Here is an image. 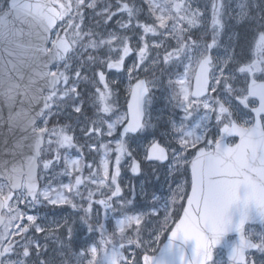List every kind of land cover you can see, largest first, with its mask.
<instances>
[{"label":"snow or ice","instance_id":"1","mask_svg":"<svg viewBox=\"0 0 264 264\" xmlns=\"http://www.w3.org/2000/svg\"><path fill=\"white\" fill-rule=\"evenodd\" d=\"M143 3L152 23H140L138 15L143 8L128 0H116L115 5L103 0H0V44L12 43L27 29L30 43L26 51L31 53L28 67L32 68L26 81L23 75L0 79V128L6 127L12 135L19 132L21 137L3 153L11 159H0V264H28L29 260L33 264H139L134 252L130 256L125 252L126 244L142 246L139 234L145 214H127L126 205L132 204L131 200L122 201L119 207L125 211L117 213L113 198H121V161L132 156L129 134L149 126L145 101L153 81L132 80L153 50L157 52L153 66H183V72L168 81L175 89L171 99L182 113L179 121H170L171 136L179 146L172 150V168H190L191 192L177 185L164 199L163 207L169 212V204L177 205L179 196L183 212L171 225L165 217L164 229L170 228L167 243L152 255L145 252L142 264H220L216 259L218 248L227 249L231 264H249V250L264 252V235L253 242L244 234L249 222L264 225V0H211L210 41L192 33L204 14L199 8L193 9L190 0ZM87 10L92 12V24L85 30ZM125 13L127 22L118 20L117 24L127 31L137 19L135 27L142 34L136 48L131 45L134 37L107 31L109 21ZM225 16L234 19L242 30L229 36L230 50L226 48V56L221 59L214 57L213 51L220 46ZM149 34L152 44L146 39ZM16 47L25 46L17 43ZM130 54L136 56L132 67L127 68L131 99L127 112L118 115L113 92L116 81H109L106 71H122ZM89 102L94 110L90 116L86 114ZM18 104L21 107L16 110ZM61 105L77 117L83 144L69 125L47 127L49 118L62 111ZM39 120L44 126H38ZM45 137L54 154L43 160V169L51 171L61 161L64 167L45 177L47 183L40 187L37 170ZM230 137H239V142L229 143ZM105 139L106 143L100 142ZM4 148L8 149L7 139ZM85 148L89 153H101L96 167L87 165V177L82 176L85 166L80 159ZM25 150L30 154L16 163V156ZM72 150L78 153L76 158ZM189 150L195 153L190 160L184 155ZM112 153L114 163L109 160ZM168 159V147L159 141L145 146V160ZM130 167L132 173L140 172L135 159ZM61 176L69 177V182L61 181ZM86 182L96 191L89 190L84 197L80 187ZM105 188L110 195L100 191ZM132 191L135 195L134 188ZM98 193L104 198L94 199ZM78 196L80 204L76 203ZM152 199L159 203L162 197L153 194ZM37 204L70 206L76 210L77 219L69 215L41 226L36 215L24 210ZM94 205H99L105 216L117 215L113 232H107L99 220L92 222ZM152 207L149 215H158L155 204ZM78 225L87 234L98 232L99 241L77 250ZM33 230L55 242L51 256L48 244L41 245L35 236L29 238ZM133 231L135 240L129 237ZM233 233L239 236L235 242L229 236ZM159 237L157 234L156 240Z\"/></svg>","mask_w":264,"mask_h":264},{"label":"rangeland","instance_id":"2","mask_svg":"<svg viewBox=\"0 0 264 264\" xmlns=\"http://www.w3.org/2000/svg\"><path fill=\"white\" fill-rule=\"evenodd\" d=\"M61 2H64V0H61ZM128 2L135 3L137 7L143 8V11L138 15V21L140 23H152V19L149 17L147 13V5L143 3V0H131V1L128 0ZM190 2H191V6L193 9L199 8L200 11L204 14V18L201 21V24L196 29L192 30V32L194 33V36L196 37L204 36L205 41H210L211 40V26H210L211 0H190ZM103 3L105 4L112 3L113 5H115L116 0H103ZM113 11H115V7L113 8ZM87 16H88V19L86 22H88L87 23L88 25L86 26L85 30H87L89 25L92 24L91 10H87ZM118 20H123L124 22H127L128 20L127 14L126 13L123 15L118 14L111 21H109L113 24L112 30L116 31L115 33H117V35L121 34L120 36H127V35H124L118 32L119 30H121L119 29V26L117 24ZM224 21H225L226 26L220 37V46L213 51V56L217 58H221V59L225 58L226 56V51H225L226 48H229L230 50L229 36H231L233 33H239L242 30L240 26L236 24V21L234 19H229L227 16H225ZM132 22H136L137 24V19H134ZM65 23H67V21H65ZM131 29L132 31H135V37L132 39L131 43H133V47L136 48L139 42V37L142 33L138 28L135 27V25L132 26ZM54 37H55V32H54ZM146 39L149 44H152L153 37L151 36V34H149V36L146 37ZM157 39L158 40L163 39V37H158ZM174 42L175 41L171 42L173 46L175 45ZM237 51H239V49H237ZM149 55H150V59H148V61L144 64L143 68H141L140 71H137L136 78H138V76H140L141 73L145 74L146 72L145 67L148 68V66H151V70H152L151 75L147 74L149 77L146 79L148 81H153V83L150 85V91L152 92L151 96L149 99L146 100L148 101L147 102L148 120L150 121V124L148 127H146L145 131L141 133L142 135L139 136V139L132 141V142L130 139H128L127 141L129 151L132 153V156H125L121 161V168L123 170L122 171V175H123L122 184L124 188H126L127 193L125 194V197L122 198L121 200L113 201L114 202L113 206L116 207L117 209L120 208L119 205L121 204L122 201L126 202V201L131 200L130 192H129L130 182H132L135 185L137 196L134 200H131L132 204L126 205V208L128 209L127 214L129 215L135 214L137 212H143L145 214L144 215L145 223L142 225V229L139 234V239L143 242V244L139 248H137L135 245L128 247L125 241L126 249H127V251L125 252V255L130 256V254L134 252L136 254V257H137V254L139 253L141 254L143 252H149V253L154 252L158 248V246L160 245V242L162 241V239H164L165 234H166V231H165L166 229H164L165 217L168 216V220L170 221L171 211L175 210L177 208V205H179L180 203V198L179 196H177V202H178L177 205L173 206L169 204L170 211L166 212L163 207L164 199H168L171 196L172 191H174L177 188V185H180L182 188H184L186 185L183 168H180V169L172 168V166L175 164V158L174 160L173 159L170 160V164L162 168H157L155 167V165H147V167L144 168L142 176L136 179L132 178L130 175V164L129 163L131 162L133 158H138L137 157L138 155H141L140 156L141 159L144 158L143 148H144L145 143L143 142V139L146 136L150 135V133H154L156 130H158L161 135H164L165 137L169 138L170 141L176 147H179L175 143L174 138L171 136L170 121L171 120L179 121L182 113L180 112L179 108L176 107V101L171 99L175 89L169 86L168 81L170 79L175 80L177 78V75L183 72V66L172 65L170 68L168 66H164L167 69V71H165V69H162V67L153 66L152 64V59H154L157 56V52L155 50L150 51ZM160 55L161 56L163 55V50H160ZM133 57L135 61L136 56L134 54H133ZM129 67H132V66H129ZM127 68L128 67L125 68L126 69L125 72L120 71L119 73L115 72V70L106 71V75L109 81H112V80L116 81V84L113 85V92L115 94L114 99H115L117 107H118L117 105L118 90H116L114 86L121 83V81L123 80L125 82L129 81ZM166 74H167V77H166ZM133 76H135L134 73H133ZM240 80L242 83L243 77H241ZM132 81H134V79ZM99 86L102 87V85H99ZM235 86L240 87L241 85L236 84ZM60 108L62 109V111H60V114L57 115L56 117L53 116L54 118L52 122L53 127L69 125L70 131L72 129L75 130L74 135L76 136V138L79 136L81 137L79 127L77 126V123H76L77 117L74 114H72L71 109L67 108L65 105H61ZM56 111L57 109L54 108L53 112H56ZM93 111L94 110L91 108L90 102H89V105L87 106V109H86V114L90 116ZM165 117L167 118V122H168L167 128H166V123H165V120H166ZM244 119H247V118L244 117ZM160 126H162L163 129H161ZM107 139H111V138H107ZM107 139L101 140L100 142L106 143ZM150 142L151 140H148L147 144H149ZM83 143H84V140L82 141V144ZM130 144H131V147H130ZM47 148H49V146L46 143V149ZM52 149L53 150L55 149V145L52 146ZM63 151L64 150H61L62 154H63ZM73 151L75 150L71 151V155L73 158H76L78 154L77 155L74 154ZM83 151H86L87 153H89L87 148H85V150ZM53 154L54 152L52 151V155ZM95 155L97 157L96 159L97 163L96 162L94 163L95 160H93L89 156H86V157L80 156V159L82 160V163L85 166L84 171L82 172L83 177H87L89 175V172L87 169L88 164H93V167H96L98 165L101 153L95 152ZM114 159H115V155L113 153L110 154L109 160L112 163H114ZM59 166H60V169H59ZM63 167H64L63 162L61 161L59 165L52 168V175H54L57 172H61L63 170ZM180 171H182V173ZM165 172L169 174V176L174 175L175 181L171 180L170 177L168 179L165 175ZM161 174H162L161 177H156V176H160ZM59 179L63 181L64 183L69 182V177L67 176H61ZM72 179L74 182V177ZM173 182L174 184L170 186ZM89 190H92L95 192L96 187L87 182L80 187V192L84 197H87V193ZM100 191L103 192L104 195L111 194L110 191H108V189L106 188L101 189ZM153 194L160 195L161 197L163 194V197L159 203L153 201L152 199ZM104 195H101L98 193L97 195L94 196V199L96 200L102 199L104 198ZM153 204H155V209L157 210L158 215H149V213L153 212V207H152ZM41 205H44V204H37L35 207H29L24 210L28 214L36 215L40 221L42 219L41 218L42 215L38 213V209L39 207H41ZM84 206L87 207V204H85ZM95 207H97V210L94 209ZM21 208L23 209V205H21ZM124 211L120 212V214H123ZM59 212L60 213L58 214L52 215V220L62 219L69 215H72L73 219H77V216L75 215L76 210H73L72 208L64 212H61L60 210ZM80 214L82 215V213ZM116 218H117V215L115 213H109L107 216H105L103 213V210L100 208L99 205L93 206L92 220L95 223L97 220H99L101 223H104L105 219H107V227H106L107 232L111 233L114 231ZM43 220H48V219L44 217ZM52 220H48L47 223L51 222ZM47 223H43L42 226H45ZM78 228L80 230L78 231L77 236L75 238V245L78 247L77 250H79V246L81 245H87V244H91L93 242L99 241L98 232L95 234H87L86 229L80 228L79 225H78ZM162 229H163V232H162ZM157 234H160L159 240H156ZM247 234L248 236L253 234L254 239L259 242L258 240L259 231L253 228H249L247 230ZM37 235L41 239L40 241L41 245H44V244L49 245V248H50L49 256H51L52 255L51 247L55 245V242L51 239L45 240V235L36 234L34 230L29 232L28 234L29 238H32L33 236L37 237ZM129 237L134 240L137 239V236L134 231L129 233ZM216 259L220 262V264H230L226 262L224 257L221 255H218ZM137 260H138V257H137ZM29 261H28V264H30ZM254 261H255V264H264V252H261V251L257 252L256 255L254 256ZM57 264H60V261H57Z\"/></svg>","mask_w":264,"mask_h":264},{"label":"water","instance_id":"3","mask_svg":"<svg viewBox=\"0 0 264 264\" xmlns=\"http://www.w3.org/2000/svg\"><path fill=\"white\" fill-rule=\"evenodd\" d=\"M19 27V26H18ZM25 34L21 37H17L14 39V41L12 43H4V44H0V79H4L6 80L8 75H11L13 78L17 77L18 75H23L25 81L28 79L29 75L32 72V68L28 67L29 64V59L28 57L31 55L30 52L26 51V48L28 46V44L30 43L29 37L27 35V29L24 30ZM22 44L25 47L23 48H17L16 44ZM140 79H144V78H140ZM194 84V82H193ZM131 99L130 95H129V99L128 101ZM21 107V105H16V110H19ZM127 109H128V103H127ZM38 111V109H37ZM7 108L4 107L3 108V115L6 117L7 116ZM135 134V133H132ZM20 137V133L17 132L15 135H12L10 133H8V130L6 127L4 128H0V159H11L10 156H4L3 153L5 151H8L9 149L12 148V146L16 143L17 140H19ZM237 143L239 142V137ZM7 139L8 142V149L4 148V142ZM30 154L27 152V150H25V153L22 155H17L16 156V163H19L21 160H23L24 155ZM190 170V168H189ZM38 173V170H37ZM191 174V171H190ZM37 183H38V179H37ZM39 185V183H38ZM191 192V189L189 191V193ZM187 203V199L185 201V205ZM247 225H259L260 227H262L263 225L260 224L258 221L255 222H249L245 225V227ZM229 236H234L235 238L232 240L233 242H235L236 240L239 239V236L237 234H229ZM167 243V238L165 239V241L163 242V244L161 245V247H163V245ZM226 253V258L227 257V249H223ZM253 250V249H251Z\"/></svg>","mask_w":264,"mask_h":264},{"label":"flooded vegetation","instance_id":"4","mask_svg":"<svg viewBox=\"0 0 264 264\" xmlns=\"http://www.w3.org/2000/svg\"><path fill=\"white\" fill-rule=\"evenodd\" d=\"M131 1V0H130ZM135 22H132V26H133V24H134ZM132 28V27H131ZM128 29L127 31H125V30H123V32H122V34H124V35H127V36H131V37H135V31H132V29ZM131 45L133 46V43H131ZM133 63H134V57H133V54H130L128 57H126V59H125V67H124V69L122 70V71H126V67H129V66H132L133 65ZM146 66H148V65H146ZM146 69H147V71L145 72V75H146V77H149L147 74H150L151 75V66H148V68L147 67H145ZM162 69H166L165 67H163ZM138 71H140V69L138 70ZM165 71H167V70H165ZM134 74H135V76H134V80H135V78H136V75H137V71L136 72H134ZM89 75H91V73H89ZM134 82V81H133ZM132 82V83H133ZM128 86H129V81H127V82H125L124 80L123 81H121V83H119V84H117L116 86H114V88L116 89V90H118V97H117V105H118V112H117V114L118 115H122V114H124V113H126L127 111H126V101H127V99H128V95H129V93H128ZM83 87V86H82ZM113 118H115L114 116H113ZM230 142H233V140L231 141V140H229ZM191 157V156H190Z\"/></svg>","mask_w":264,"mask_h":264},{"label":"trees","instance_id":"5","mask_svg":"<svg viewBox=\"0 0 264 264\" xmlns=\"http://www.w3.org/2000/svg\"><path fill=\"white\" fill-rule=\"evenodd\" d=\"M88 22H86V25H87ZM47 127L49 129L52 128V116L49 118V123L47 124ZM52 158V151L48 148L47 150L45 149L43 154H42V157H41V162H43V160L45 159H51ZM96 158V157H95ZM97 163V161H96ZM52 176V169L51 171H46L43 169L42 171V187L47 183L45 177H50ZM40 210H44L43 213L46 214L47 216H52V206H49V205H42L40 207ZM55 211H57L55 209ZM93 222V221H92Z\"/></svg>","mask_w":264,"mask_h":264}]
</instances>
